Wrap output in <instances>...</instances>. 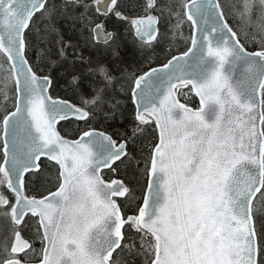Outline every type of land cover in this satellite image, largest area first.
<instances>
[{"label":"snow or ice","instance_id":"snow-or-ice-1","mask_svg":"<svg viewBox=\"0 0 264 264\" xmlns=\"http://www.w3.org/2000/svg\"><path fill=\"white\" fill-rule=\"evenodd\" d=\"M0 264H264V0H0Z\"/></svg>","mask_w":264,"mask_h":264},{"label":"trees","instance_id":"trees-1","mask_svg":"<svg viewBox=\"0 0 264 264\" xmlns=\"http://www.w3.org/2000/svg\"><path fill=\"white\" fill-rule=\"evenodd\" d=\"M188 32V27H187V25L185 26V32ZM177 47H182V45H177ZM56 94H61V93H56ZM62 95V94H61Z\"/></svg>","mask_w":264,"mask_h":264},{"label":"rangeland","instance_id":"rangeland-1","mask_svg":"<svg viewBox=\"0 0 264 264\" xmlns=\"http://www.w3.org/2000/svg\"><path fill=\"white\" fill-rule=\"evenodd\" d=\"M186 36L188 35V32L187 33H184Z\"/></svg>","mask_w":264,"mask_h":264}]
</instances>
